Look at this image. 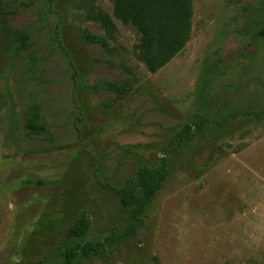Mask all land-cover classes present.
Instances as JSON below:
<instances>
[{
  "label": "rangeland",
  "instance_id": "rangeland-1",
  "mask_svg": "<svg viewBox=\"0 0 264 264\" xmlns=\"http://www.w3.org/2000/svg\"><path fill=\"white\" fill-rule=\"evenodd\" d=\"M100 6L0 0V264L61 260L123 228L116 189L161 159L139 233L72 264H264V0H193L190 40L156 73L130 26L88 41L105 35ZM33 103L39 136L24 128ZM82 212L88 232L67 241Z\"/></svg>",
  "mask_w": 264,
  "mask_h": 264
},
{
  "label": "trees",
  "instance_id": "trees-1",
  "mask_svg": "<svg viewBox=\"0 0 264 264\" xmlns=\"http://www.w3.org/2000/svg\"><path fill=\"white\" fill-rule=\"evenodd\" d=\"M1 10L0 7V16ZM95 15L104 28L105 35H87V39L89 42L105 44L107 38L116 31L117 25L113 17L101 7L97 8ZM113 16L120 20L122 25L130 26L138 33L139 39L134 45L138 59L150 73H156L179 55L190 40L193 0H113ZM104 85L119 92L125 89V86L112 81H105ZM24 128L35 136L45 132L46 124L40 104L27 106ZM190 134V127L186 126L176 136L185 139L187 136L191 137ZM168 174L164 159L156 166L140 167L123 187L116 189L121 204L128 209L131 216V221L126 226L113 229L102 241L66 244L61 260L46 262L41 259L33 264H72L79 255H104L108 246L115 245L112 251L118 250L126 238L136 236L144 226L145 209L162 188ZM90 225V217L82 212L68 227L67 241L84 237Z\"/></svg>",
  "mask_w": 264,
  "mask_h": 264
},
{
  "label": "crops",
  "instance_id": "crops-1",
  "mask_svg": "<svg viewBox=\"0 0 264 264\" xmlns=\"http://www.w3.org/2000/svg\"><path fill=\"white\" fill-rule=\"evenodd\" d=\"M107 1L109 2L110 10L105 9V8L102 7V6H100V7H101L105 12H107L108 14H110V15L113 17V20H114V22L116 23V25H117V22H119L120 24H122L120 20H118L117 18H115V17L113 16V0H107ZM131 28H132V27H131ZM132 29H134V28H132Z\"/></svg>",
  "mask_w": 264,
  "mask_h": 264
}]
</instances>
